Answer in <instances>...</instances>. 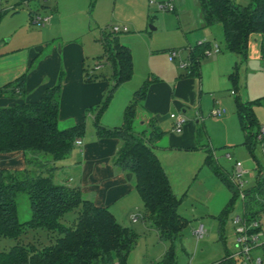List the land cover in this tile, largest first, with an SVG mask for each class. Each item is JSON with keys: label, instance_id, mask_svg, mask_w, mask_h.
I'll return each instance as SVG.
<instances>
[{"label": "trees", "instance_id": "16d2710c", "mask_svg": "<svg viewBox=\"0 0 264 264\" xmlns=\"http://www.w3.org/2000/svg\"><path fill=\"white\" fill-rule=\"evenodd\" d=\"M25 1L29 0H17V3ZM196 1L203 25H220L224 50L236 55L239 63L246 60L247 39L251 33H259L264 43V0H248L246 4L235 0ZM110 34V37L105 35L103 38L100 56L110 65L112 84L106 98L93 109L95 134L119 139L113 163L119 169L132 173L133 186L141 200L144 215L157 230L158 237L169 242L158 264H174L172 242L180 239L186 223L176 210L180 198L171 191L149 144L159 133L151 130L144 138L143 134L132 130L136 107L153 77L132 91L122 110L120 125L107 129L98 124L112 91L131 75L128 47L118 41L116 33ZM208 48L209 43L204 41L188 48L185 76H199V60ZM236 65L235 62L228 74L233 88L237 83ZM23 78L24 73L14 80V86L21 88ZM84 78L93 80L96 75L84 69ZM60 82L61 74L36 101L0 107V153L19 150L26 155L22 169L8 171L0 168V237L15 241L8 249L0 251V264H124L135 244L134 231L119 224L107 208L95 206L83 198L77 187L56 183L52 174L47 173L50 162L64 158L72 148L74 137L83 131L82 124L62 129L56 126ZM262 98L244 102L235 99V114L243 132V144L250 145V137L254 138L257 132L252 105ZM252 127H256L254 131ZM39 154L48 155V158L43 161L36 159ZM203 164L230 192V198L219 213L224 216L237 188L215 163L208 147ZM18 192L24 193L28 201L29 217L23 221L17 218L15 195ZM263 196L264 171L258 170L253 185L242 190L241 209L247 220L259 217L264 208ZM69 211L75 212V218L71 224H64L61 218ZM39 228L51 236L47 244L38 246L29 241L20 242L28 230ZM228 255L229 251L224 249L223 255L211 264H242L238 258Z\"/></svg>", "mask_w": 264, "mask_h": 264}, {"label": "rangeland", "instance_id": "374dc122", "mask_svg": "<svg viewBox=\"0 0 264 264\" xmlns=\"http://www.w3.org/2000/svg\"><path fill=\"white\" fill-rule=\"evenodd\" d=\"M15 1L0 0V10L6 8V11H11V6L15 5L16 14L26 16L28 10H33L42 16L49 7H55L64 15L73 18L76 8L80 6L83 9L88 20L85 32L78 35L85 52L83 66L88 73L96 75L94 80L108 82L101 101L106 98L112 84L110 65L100 56L103 53L102 41L105 35L111 36V27H125L126 32H118L115 35L120 43L129 48L131 75L110 94L107 101L109 110L118 107L120 99L124 97L130 99L132 91L148 77L154 75L158 78L173 77V70L176 69L178 62L177 57L172 61L167 60L170 50H178L181 52V57L186 59L187 43L208 40L219 46V54L225 52L221 27L201 26L196 0H154L153 2L149 0H29L17 5L14 4ZM235 1L241 4L248 2V0ZM165 2L172 4L174 9L158 6V3ZM232 56L228 70L220 77L215 75L212 65L202 66L199 60V83L195 79L194 96L187 103L188 113L195 108L197 114L196 116L193 113L187 114L185 118V122L194 127V130L198 128L199 138L185 148L172 145L153 148L171 191L180 198L176 210L186 219L180 239L172 242L174 264H211L223 255L224 249L233 250V219L241 214V197L236 190L229 211L224 216L219 215L231 195L216 175L202 163L207 142L211 146L216 163L228 177L232 175L235 165L241 168L243 183L238 188L240 191L253 185L258 170L264 171V138L255 141L250 137V145L243 144V132L235 114V99L244 102L263 97L259 103L252 105V112L256 126L264 127V67L257 59L247 58L245 64H240L237 57ZM201 58L207 59V56ZM234 62L237 63L236 88H233L227 78V73ZM97 64L98 70H94ZM185 73L186 69L182 75ZM211 94L221 100L216 107L222 108L225 112L220 115L210 114ZM198 96L200 100L201 96L205 97L202 98L203 102L198 101ZM171 112L177 113L176 108H172ZM162 122L161 140L165 142L167 136L171 134V124L168 119ZM255 128L252 127L251 130L254 131ZM194 144L198 146L194 147ZM44 158H48V155L39 154L36 157L41 161ZM56 169L55 162H50L47 173L52 174ZM15 205L19 221L27 219L29 209L24 193H16ZM74 218L75 212L69 211L62 216L61 222L71 224ZM259 219L264 230V208ZM118 221L135 233V244L124 264H158L169 242L159 240L148 225H142L143 228L138 226L142 224L141 220H138L137 227H130L123 220ZM199 224L203 225L201 236L195 234ZM50 237L44 229L39 228L28 230L21 237L20 242L29 241L40 246L47 244L51 240ZM14 242L11 238L0 237V251L8 249ZM252 255L262 256L261 248L253 249Z\"/></svg>", "mask_w": 264, "mask_h": 264}, {"label": "crops", "instance_id": "0c3cea01", "mask_svg": "<svg viewBox=\"0 0 264 264\" xmlns=\"http://www.w3.org/2000/svg\"><path fill=\"white\" fill-rule=\"evenodd\" d=\"M14 4L20 3L16 0ZM14 6H11V11H6V8L0 10V89L3 90L0 93V107L36 101L42 91L54 85L61 74L56 126L62 129L82 124L83 131L74 137L72 148L65 157L55 161L57 169L52 173V180L77 187L83 198L90 200L95 206L107 208L118 223V220H123L128 226L137 227L138 220H141L142 224L138 226L148 225L158 237L157 230L143 213L141 200L133 186L132 173L119 169L113 163L119 139L115 136L98 137L95 134L93 109L100 103L108 82L84 78L85 52L78 39V35L85 32L88 27L83 9L80 6L76 8V13L70 18L59 9L49 7L42 15L48 19L40 25L32 22L33 15H39L37 11L28 10L26 16L20 15L14 13L16 10ZM198 16L201 26H204L200 12ZM201 41L208 42L209 48L213 45V42L208 40ZM197 42L198 40L193 44L187 43L186 50ZM224 51L225 54H219L220 48L217 45V51L204 55L207 59H200L202 66L208 64L214 67L217 77L228 70L230 56L234 55ZM247 58L257 59L264 67V43L261 42L259 33H251L248 36L246 60L240 64H245ZM178 60L187 62V58L181 57V52L178 53L177 62ZM233 65L227 73V78L233 70ZM97 68L98 64L93 69L98 70ZM184 70L185 68H180L177 64L171 78L152 76L145 96L136 107L132 130L143 134L144 138L148 137L151 130L159 133L156 139L149 142L153 152L155 146L189 147L199 138L198 128L194 130V127L185 122V118L187 114L193 113L194 116L197 114L195 108L188 113L187 103L193 99L196 89L194 82L197 79L199 83L200 71L198 77H187L182 75ZM23 73L22 87H15L14 80ZM197 91L199 95V87ZM210 97L211 110L221 103V100L214 98V94ZM202 98L205 97L201 96L200 100L198 96V101L203 102ZM129 100L126 97L120 99L118 107L114 110H109V106L106 105L98 118V124L107 129L120 125L122 110ZM172 108H176L177 113L171 112ZM169 114L181 115L184 118L179 132L172 130V119ZM165 119L170 121L171 134L164 142L161 140L163 136L161 128ZM195 122L197 123V120ZM75 140H79L80 144H74ZM197 146L194 144V147ZM206 146L211 149L208 142ZM25 156V153L19 150L0 153V168L8 171L22 169L25 166ZM258 221L262 231V244L259 247L264 254V230L259 217ZM200 225L203 229V225L198 226ZM158 239L160 240L159 237Z\"/></svg>", "mask_w": 264, "mask_h": 264}, {"label": "built area", "instance_id": "2783aa9c", "mask_svg": "<svg viewBox=\"0 0 264 264\" xmlns=\"http://www.w3.org/2000/svg\"><path fill=\"white\" fill-rule=\"evenodd\" d=\"M154 0H149L153 2ZM160 8H168L169 10L173 9L172 4L168 2L158 3ZM47 16H40L34 14L32 17V22L36 24H44L47 21ZM112 33L124 32L126 31L125 27L113 26L110 30ZM202 41H198L200 43ZM217 51V45L213 44L210 48L204 50V55H209L211 52ZM178 51L172 49L168 52L167 59L169 61L174 60L175 57H178ZM187 62L178 60V66L180 68H185ZM223 109L219 107H213L210 110L211 115H220L223 113ZM169 117L172 119V130L179 132L181 125L184 122V118L181 115L169 114ZM264 138V127L260 126L257 129V132L254 136L255 141H260ZM74 144H80L79 140H75ZM228 156V155H227ZM242 170L239 166L235 165V169L230 176V180L235 184L237 190L239 191L240 197H242V190L238 188L241 187L243 180L241 179ZM262 204L264 205V196L261 199ZM234 223V240H233V250L229 251V257L238 258L242 264H264V254L262 256L252 255V250L256 247H259L261 243L262 231L260 229L258 218L247 220L245 215L242 213L237 215L233 219ZM203 232L202 226H198L195 234L201 236Z\"/></svg>", "mask_w": 264, "mask_h": 264}]
</instances>
